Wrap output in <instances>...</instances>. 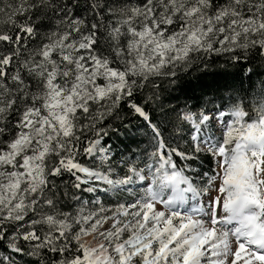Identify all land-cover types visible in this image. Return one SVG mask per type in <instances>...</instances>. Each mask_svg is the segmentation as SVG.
Masks as SVG:
<instances>
[{"label":"snow or ice","instance_id":"obj_1","mask_svg":"<svg viewBox=\"0 0 264 264\" xmlns=\"http://www.w3.org/2000/svg\"><path fill=\"white\" fill-rule=\"evenodd\" d=\"M0 264H264V0H0Z\"/></svg>","mask_w":264,"mask_h":264},{"label":"trees","instance_id":"obj_2","mask_svg":"<svg viewBox=\"0 0 264 264\" xmlns=\"http://www.w3.org/2000/svg\"><path fill=\"white\" fill-rule=\"evenodd\" d=\"M210 73H218V72H222L225 71V69L218 67V66H214L212 69L209 70ZM226 71L228 72H233V69H226ZM208 83H211V77L208 81ZM247 86V85H246ZM196 95H199V93H196ZM172 96H179L180 99L178 100H173L172 103V107H176V106H183L185 103H187L189 106L195 105L197 103L196 99H187L185 96L181 95L179 92H173ZM205 99H210V96H205ZM156 116L159 117L160 113H156ZM129 120H133V125L130 129H124V128H120L119 132L117 134H113L110 137V142L113 144H120L121 140H124L126 143H129L127 137H126V132L127 131H131L133 133V135H135L136 139H146V137L143 136V130L140 133H136L135 132V128L139 127L142 124V121L138 120V118H134L131 115H128L126 117ZM159 122V121H158ZM163 129H167V131H164V135L166 138H168L169 140L174 139V134H173V130L171 129V127L169 126V124L167 123H163L162 124V130ZM119 137V138H118ZM121 148L124 147V145H120ZM130 147L132 148L133 151H138V149L136 148L135 144H130ZM141 147H146V145H142Z\"/></svg>","mask_w":264,"mask_h":264}]
</instances>
